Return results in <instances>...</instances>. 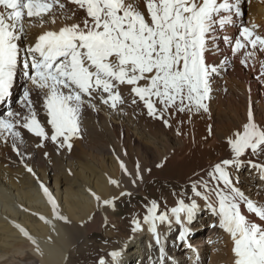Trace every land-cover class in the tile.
<instances>
[{
  "label": "snow or ice",
  "instance_id": "1",
  "mask_svg": "<svg viewBox=\"0 0 264 264\" xmlns=\"http://www.w3.org/2000/svg\"><path fill=\"white\" fill-rule=\"evenodd\" d=\"M68 2L82 11L79 22L39 35L36 42L25 49L31 55L30 62L25 59L23 63L25 69L34 70V75H29L28 79L41 91L52 135L49 137L37 119L30 90L24 92L22 101L29 114L21 116L19 112L9 111L6 119H0V135L20 137L16 128L23 121L21 126L36 136L71 149L72 137L80 132L79 117L85 104L91 105L99 96L103 103L111 102V107L116 108L118 102H124L120 85L129 86L134 96L132 102L136 103L135 98H139L148 114L163 120L166 126H170L165 119L166 113L172 114L170 110L208 112L205 101L210 99L211 80L220 67L210 64L206 53L219 49L218 33L234 25L235 18L243 15L241 0H143V8L139 0ZM53 7L63 10L65 4L61 0H0L3 9L0 11V103L9 98L16 76L21 55L19 41L25 36V17H39ZM74 16L76 12L72 11L71 16L65 18ZM257 28L256 25L243 26L234 40L223 36L232 46L233 54L243 55L241 63L246 67L250 60L255 61L257 51L264 53V35L259 34ZM228 144L232 158L215 164L210 173L224 185L212 190L218 198V208L211 204L209 207L219 216V226L233 239L234 264H264V225L250 221L241 211L239 201L244 199L247 209L261 220H264V206L258 207L247 200L232 185L227 171L230 167L242 166L241 157L248 153L264 154V127L256 123L251 111L242 131L235 132ZM247 163L264 173V164L251 159ZM111 183L118 186L115 180ZM193 189L195 191L196 185ZM44 191L55 210V200L47 188ZM195 194L201 195L199 191ZM96 199L99 201L100 197ZM204 199L209 197L205 195ZM110 203L112 201H104L106 205ZM158 208L153 202L144 217L157 243L161 242L157 222L170 226L174 218L175 222L184 224L182 240L191 234L199 209L195 200L185 203L181 199L178 206L171 209V216L166 211L157 214ZM133 223V231L140 230V222ZM21 231L37 243L26 230L21 228ZM110 255L118 264L122 253L113 251ZM98 264L107 262L101 258Z\"/></svg>",
  "mask_w": 264,
  "mask_h": 264
},
{
  "label": "bare ground",
  "instance_id": "2",
  "mask_svg": "<svg viewBox=\"0 0 264 264\" xmlns=\"http://www.w3.org/2000/svg\"><path fill=\"white\" fill-rule=\"evenodd\" d=\"M61 2L65 4V9L60 10L58 7H53L50 12L43 13L48 15L49 21L42 19L43 14L39 17H25L24 25L28 24L32 29L25 30V36L19 41L21 46L20 62L17 66L10 96L5 102L0 103V114L5 112L4 110L20 92L31 90L43 98L41 91L28 79L29 75H34V70L31 67L28 69L23 67L25 59L29 62L31 60V55L25 49L34 44L39 35L47 31H59L66 24L79 22L82 16H74L72 19L65 17L71 16L68 13L72 14V11H75L76 14L82 11L76 5L69 3L68 0H61ZM139 4L143 8V0H139ZM241 9L243 15L235 18V24L218 33L221 37L217 41L219 49L210 50V55H206L210 64H213L218 55H222L232 47L224 41L223 36L227 35L231 40H234V34L239 28L238 24L243 18H247L251 27L258 26V33L264 35V0H241ZM0 11L3 9L0 8ZM53 17H55V22H53ZM238 55L240 56L241 53ZM260 60L262 62V59L257 58L256 64L250 65L251 74L255 73L254 76L258 79V84H262L261 79L264 72V68H260L257 64L260 63ZM230 68L229 62L222 67L225 71ZM224 70L218 74H222L225 72ZM119 91L124 102H118L116 108L111 107V102L103 103L99 96L91 103L94 106L99 103L112 119H116L113 117L115 115H119L120 118L122 115L126 120L116 119L120 120L118 123L120 125L112 123L115 142H107L101 135L102 132L100 133L101 129L92 131L87 129L86 125H79V134L73 136L70 141L71 149L66 145L61 147L58 142L54 143L50 139L45 140L31 132L32 138L41 143L42 147L39 148V153L48 157L49 165L57 167L54 172L39 159L36 164L30 161L25 150L23 151V148L20 147L22 138L26 137L25 134L19 137L20 140L17 138L18 142L14 138L11 139L10 135L8 138L7 133L0 135V264H98L101 258L107 264H117V261L110 255L113 251L122 253L118 264H143L144 250L151 246L154 247V250L156 247L159 249L149 260L155 259L158 255L159 264H203L207 251L213 243L219 240L218 237L225 238V246L228 247V251L216 255L213 253L214 256H212L210 264H226V260L229 262L228 264H234L233 239L230 233L219 226L220 218L216 213H212L211 222L215 224L218 221L219 229L214 228L210 232L192 229L191 234L184 240L181 239L183 223L175 222L174 218L170 226L157 222V232L160 234L161 241L157 243L149 225L144 223V217L148 214L147 209L149 208L148 205H144L145 201L143 202L144 209L137 206L133 210L123 211L124 213L121 211L124 208L122 201L125 196L129 195V191H131L130 195L145 194L144 190L149 189L150 176H174L172 172H165L166 166L172 167L175 172L180 171L178 177L183 178L184 175L192 174L204 164L203 160L208 156L207 152L214 150L219 145L221 137V132H215L211 127L209 114L213 112H209V108L208 112L193 110L180 113L170 110L171 115L165 114V119H168L170 124V126H166L163 120L148 114L146 106L139 98H135L136 103L132 102L134 96L130 93L129 86L120 85ZM248 94L250 95L249 101L252 103L255 95H251L250 89ZM248 94L245 93L243 96L242 93L240 96L239 91L238 96L246 99ZM263 98L264 94L262 93L258 101H262ZM238 99L237 97L236 100L238 101ZM221 105L224 104L221 103ZM159 107L160 105L157 104V108ZM212 110L213 108H211ZM38 114L37 119L40 120ZM215 115L217 116V114ZM80 116L94 120L102 118L99 112L89 109L87 106H84ZM261 117H264V113L260 115ZM6 118L7 116L0 117V119ZM255 121L257 120L255 119ZM212 122L214 123V121ZM41 124L45 129L47 128L44 122ZM22 130L26 129L22 128ZM237 131H239L238 125L233 129L232 134ZM92 133L93 135H91ZM48 134L49 137L52 135L51 132ZM136 134H145L150 136L151 140L140 143L135 139ZM207 135H211L213 138L207 143L205 150H201L199 146L207 138L205 137ZM56 150L66 153L64 158L58 162L53 158V153ZM152 162H154V166ZM29 168L32 169L31 172L28 170ZM253 169L259 170L251 168L247 171V176L249 174L252 180L249 183L253 182V179L254 182H259L264 176L261 171L254 172ZM112 180L117 181L118 186L111 183ZM45 188L56 202L55 210L49 196L45 194ZM235 188L241 187L236 186ZM255 192L257 191L255 190ZM201 193L204 196L210 195L203 191ZM96 196L100 197L99 201ZM159 198L157 214L166 211L171 216V209L177 207L179 201L163 203L164 200ZM105 200L112 201V203L106 205L104 204ZM214 200L216 199L212 198L210 202L200 201V204L203 205H199L197 202L199 206L204 207H199L195 224L203 217L209 204L218 208ZM243 200L239 201L241 211L250 221L264 225V221L257 219L247 209L245 200L244 204ZM259 200L261 206H264V194ZM58 216L64 217V219L58 218ZM41 217L45 219H41ZM134 221L140 222V230L133 231ZM21 228L26 230L37 243H33L32 239L26 237ZM145 238L148 239L147 242H145ZM166 254L169 255L168 259Z\"/></svg>",
  "mask_w": 264,
  "mask_h": 264
},
{
  "label": "rangeland",
  "instance_id": "3",
  "mask_svg": "<svg viewBox=\"0 0 264 264\" xmlns=\"http://www.w3.org/2000/svg\"><path fill=\"white\" fill-rule=\"evenodd\" d=\"M68 14L71 15L70 13H68ZM76 16L77 17L83 16V13L81 12L79 14H76ZM42 19L45 21L50 20V18H48V15H46V14L42 15ZM243 26H248L251 28L247 18L246 19L243 18L239 22V24H238L239 28L234 34L235 39L238 38L239 31L241 30V28ZM24 28L26 31H30L32 29V27L28 24H25ZM210 53H211V51L207 52L206 55L207 54L210 55ZM232 54L233 53H232V47H231V48H229V50L227 52L223 53L222 55H218L216 60L213 62V64L218 65L220 67L219 72H221V70H224V69H222V67H224V65L226 64L225 59H227V62H229V64L231 65V68L228 69L227 71L224 70L225 72H223L222 74L217 73L214 75V76H216V78H213L211 80V88L213 89L210 93L211 98L207 100L208 102L206 101L208 108L210 109L209 112H213V113L209 114V116H210L209 120L212 124L211 127H212V129L215 130V132H217V131L221 132L219 145L214 150L207 152L208 156L203 160L204 164L199 166L192 174H186V175H184L183 178L178 177L180 171L175 172V171H173L172 167L166 166L165 172H172L174 176H165V175L150 176L151 178L149 177L150 179L148 180V181H150L148 184L149 189L144 190L145 194H136V195L131 194V195L125 196L123 201L121 200L122 206H124V208L121 209L122 213H124L123 211H125V210H133L137 206L144 209V206H143L144 201L146 202V204H144V205L145 206L148 205L150 207L153 202L157 203L159 197L164 200V201H162L163 203H166V202L174 203V201L177 202V201H180L181 199H183L185 201V203H190L192 200H195L196 203L197 202L199 203V205H203V204H200V201H202V200H203V202L205 201L203 198L204 195L201 193V191H203L204 193L210 194L208 196L209 199L207 201L210 202L212 200V198L216 199V200H214V201H216L214 203H216V205H218V198L212 194V190L214 188H216L217 185H219L220 188L224 187V185H223L222 181L218 182L216 179H214L212 176H210V173L213 172V168H214L215 164L220 163L223 159L232 158L233 154L231 152L230 145L228 144L227 141L230 138H233V134H232L233 129L236 128V126L238 125L239 131H242L243 125L248 120L249 111L252 112L254 118L257 120L256 123L258 125H260L261 127H264V117L260 118V115L262 113H264V98L262 101L261 100L258 101V98L260 99V96L262 95V93L264 94V87H262V86H264V82H263L264 72L262 75L263 78L261 79L262 84H258V79L255 78V76H254L255 73L251 74V70H250V68H251L250 65L252 63L256 64L257 58L262 59V62L260 60V63H257V64H259V67L261 68L260 65L264 64V53H261L258 51L256 54L257 58L255 59V61L250 60L251 62L248 63L247 67L244 66L240 62V59L243 58L242 54L240 56L238 55V53L233 54V56H232ZM232 57H233V59H232ZM217 78H219L218 81L213 83L214 81L217 80ZM218 84H219V86H216ZM256 87H257V89H255ZM249 89L251 90V95H253V96L255 95L254 98L252 99V103L249 101V96H250L248 94ZM239 91H240V96L242 93H243V96H245L244 95L245 93L248 94V95H246V99H245V97L242 99L241 97L238 96ZM254 92H255V94H254ZM103 95H105V94H103ZM220 97H223V98H220ZM235 97L239 98L238 101L236 100ZM31 99L33 101L34 109L36 108L35 109L36 116H37V113H39L38 115H40V120H39L40 123L44 122L45 125L47 126L45 131H47V133L51 132V134H52V131H51L52 128L50 127L51 125L48 123L49 117L47 116V114H44V113H46V111H45L46 109L44 108L43 98H41L36 92L34 93L31 91ZM23 100H24V93L20 92L10 102V105L8 106V108H6V110H4L5 112L3 114H0V117H6L8 115L7 112H9V111L19 112L21 114V116H26V113L28 115L29 114L28 108L25 107L24 105H22ZM212 100H213V102H212ZM216 102L218 103V105ZM221 103H223L225 106L221 105ZM96 104H98V105L94 106V107L91 106L93 104H91V105L85 104V106H87L89 109H93V110L99 112L101 114L102 118L100 120H94L92 118H84V117L82 118V116H80L79 117V125H81V126L86 125L87 126L86 128L91 129L92 131L101 129L100 133L102 132L101 135H103L105 137L107 142H109V143L115 142V134H114L113 129H112V123L120 125V124H118L119 121L121 119L122 120H125V119L122 115H121V118L119 115L113 116L116 119H120L119 121L116 119L110 118L109 115H107L105 109L102 106H100L99 103H96ZM96 107H98V108H96ZM211 108H213L212 111H211ZM248 108H250V109H248ZM223 109H224V111H223ZM215 114H217V116ZM212 121H214V123ZM241 121H243V122H241ZM219 123H221V124H219ZM22 124H23V121H21V125ZM17 126L18 127L16 128V131H19L21 133L20 136H22V134H25V136H26L25 138H22L24 141L21 140L22 145L19 143V146L21 145L20 147L23 148V151L25 150V153L27 154L30 161L33 162L34 164H36L37 163L36 161L39 159V160L43 161L45 164H47L53 172L56 171L57 167H55L53 165H49L50 162H49L48 157L45 154L39 153L38 150L40 147H42L41 143L37 142L35 139L32 138L31 132L28 129H26L24 127H20L19 125H17ZM22 128H24L26 130H22ZM22 131H24V132H22ZM26 133H27V135H26ZM9 135L10 134H7L8 138H10V136H12V135H10V136ZM91 135H93V133ZM229 135L230 136L232 135V137H229ZM94 137H97V136H94ZM205 137H207L203 141V143L204 142L205 143L204 144L202 143L199 146L201 148V150H205L207 143L209 141H211L213 138L211 135L210 136L207 135ZM13 138L17 142H18V140H20L19 137H18V140H17V138L12 136L11 139H13ZM150 138H151L150 136H146L145 134L144 135L136 134V136H135V139H137L140 143H145V142L151 140ZM174 141H177V140L174 139ZM161 145H162V143H161ZM65 154H66L65 152H61L60 150H56L53 153V158L56 160V162H58L59 160H62L64 158ZM142 154H143V152H142ZM186 156H188V154H186ZM249 159L253 160L254 162H256L258 164H264V154L252 156L250 153H248L245 156L241 157V160L244 161L242 166H240L238 168L237 167H230L227 169V171L230 174V177L232 180V185L234 187H236V186L241 187L239 189H240V191L242 190L241 192L244 194V197L247 200H251L256 206L260 207L261 202L259 199L262 196V194H264V176L262 177L261 180H259V182L258 181L254 182V179H253V182L249 183L252 180H251V176H249V174L247 176V171L249 169L253 168V167H250L247 163V161ZM152 164L154 166V162H152ZM256 170L257 169H253L254 172ZM253 171H251V172H253ZM257 171H260V170H257ZM240 177L241 178L243 177V180H241ZM205 184H207V187H205ZM193 185H196L195 191L193 189ZM251 189H253V190H251ZM255 190L257 192H255ZM196 191H199L201 193V195L197 196L195 194ZM129 192L131 193V191H129ZM118 204H119V202H118ZM243 204H244V200H243ZM245 206L247 207L246 203H245ZM199 207H204V206H199ZM212 213H214V212L208 206V208L205 210V214L200 219V221H198V223L193 226V229L194 230H205L207 232H210L214 228L219 229L217 227L218 221L215 222V224H213L211 222L212 221V219H211ZM254 216L257 219L261 220V218L258 217L257 215L254 214ZM261 221H264V220H261ZM218 239L219 240L216 239L217 242L213 243V245H211V248L207 251L205 258L203 259V264H210L212 256H214V254L216 255L217 253H221V252L226 253L228 251V247L225 246V243H226L225 238L218 237ZM147 240L148 239L145 238V242H147ZM158 249L159 248L156 247L154 250L153 246H151L149 248L148 247L145 248V250H144L145 256H143V264H148L149 261H150V264H154V263L159 264L160 259H159L158 255H156L155 259L149 260V258L152 255H154L158 251ZM148 252H150V253H148ZM166 255H167V259H168L169 255L168 254H166ZM225 263L228 264L229 262L226 260Z\"/></svg>",
  "mask_w": 264,
  "mask_h": 264
}]
</instances>
